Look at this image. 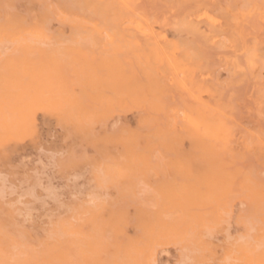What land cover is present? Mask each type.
<instances>
[{
	"label": "rangeland",
	"instance_id": "374dc122",
	"mask_svg": "<svg viewBox=\"0 0 264 264\" xmlns=\"http://www.w3.org/2000/svg\"><path fill=\"white\" fill-rule=\"evenodd\" d=\"M107 1L0 0V264H264V0Z\"/></svg>",
	"mask_w": 264,
	"mask_h": 264
},
{
	"label": "bare ground",
	"instance_id": "6f19581e",
	"mask_svg": "<svg viewBox=\"0 0 264 264\" xmlns=\"http://www.w3.org/2000/svg\"><path fill=\"white\" fill-rule=\"evenodd\" d=\"M95 1H96V0H95ZM105 1H106V0H105ZM108 1H110V0H108ZM108 1H107V4H108ZM117 1H118V0H116V3H118ZM253 1H254V0H253ZM152 2H153V1H152ZM202 2H203V0H202ZM205 2H206V1H205ZM219 2H220V1H219ZM243 2H244V0H243ZM95 3H96V2H94V4H95ZM98 3H100V1H99ZM102 3H103V1H102ZM114 3H115V1H113V4H114ZM157 3H158V2H157ZM159 3H160V1H159ZM206 3H209V2L207 1ZM104 4H105V2H104ZM110 4H111V3H110ZM110 4H109V5H110ZM209 4H210V3H209ZM211 4H214V3L211 2ZM211 4H210V5H211ZM247 4H248V3H247ZM250 4H251V3H250ZM254 4H255V3H254ZM74 5H75V3H74ZM91 5H93V4H91ZM115 5L118 6V4H115ZM162 5H163V4H162ZM244 5H245V4H244ZM68 6H69V5H68ZM70 6H71V5H70ZM70 6H69V7H70ZM94 6H95V5H94ZM102 6H103V5H102ZM102 6H101V7H102ZM111 6H112V4H111ZM111 6H110V7H111ZM175 6H176V5H175ZM206 6H207V5H206ZM112 7H113V6H112ZM118 7H119V6H118ZM158 7H159V6H158ZM164 7H165V6L163 5V7H159V8H162V9H163ZM213 7H214V5H213ZM79 8H80V7H79ZM79 8H78V9H79ZM96 8H97V6H96ZM99 8H100V7H99ZM153 8H154V7H153ZM242 8H243V7H242ZM83 9H84V8H83ZM83 9H82V12H84ZM85 9H86V8H85ZM89 9H90V8H89ZM92 9H94V8H91V10H92ZM109 9H111V8H109ZM109 9H108V10H109ZM113 9H114V8H113ZM154 9H156V8H154ZM79 10L81 11V9H79ZM87 10H88V9H87ZM97 10H98V8H97ZM108 10H107V11H108ZM115 10H117V9H115ZM118 10H119V8H118ZM140 10H141V9H140ZM112 11H113V10H112ZM119 11H120V10H119ZM121 11H122V9H121ZM121 11H120V12H121ZM141 11H142V10H141ZM90 12L92 13V11H90ZM97 12H99V11H97ZM101 12H102V11H101ZM122 12H123V11H122ZM122 12H121V13H122ZM142 12H143V11H142ZM142 12H141V14H142ZM79 13H80V12H79ZM84 13H85V12H84ZM105 13H107V12H105ZM113 13H114V11H113ZM228 13H229V12H228ZM81 14H83V13H81ZM95 14H96V13H94V15H95ZM108 14H112V13H108ZM116 14H117L118 16L120 15V13H116ZM125 14H126V12H125ZM213 14H214V13H213ZM232 14H233V13H232ZM86 15H87V14H86ZM92 15H93V13H92ZM98 15H99V14H98ZM102 15H103V14H102ZM102 15H101V13H100V15H99L98 17L101 16V18H102ZM122 15H123V14H122ZM122 15H120V16L123 17ZM155 15H157V14H155ZM227 15H228V14H227ZM227 15H226L225 18L228 17ZM83 16H84V15H83ZM108 16H110V17L112 18L114 15H113V16L108 15ZM108 16H107V17H108ZM120 16H119V17H120ZM229 16H230V15H229ZM91 17H93V16H91ZM110 17L108 18V20L110 19ZM114 17H115V16H114ZM121 17H120V18H121ZM125 17H127V16H125ZM133 17H134V16H133ZM150 17H151V15L149 16V18H150ZM231 17H232V15H231ZM231 17H229V18H231ZM86 18H89V19H90V17H86ZM117 18H118V17H117ZM134 18H135V17H134ZM136 18H138V17H136ZM149 18H148V19H149ZM151 18H153V16H152ZM159 18H160V17H159ZM222 18H223V17H222ZM229 18H228V20H229ZM236 18H237V17H236ZM115 19H116V17H115ZM118 19H119V18H118ZM118 19H117V20H118ZM100 20H101V19H100ZM108 20H107V21H108ZM151 20H152V19H150V22H151ZM226 20H227V19H226ZM231 20H232V19H231ZM103 21H104V19H103ZM103 21H101L100 24H102ZM109 21H110V20H109ZM111 21H114V20H111ZM111 21H110V22H111ZM242 21H243V20H242ZM105 22H106V21H105ZM112 23H113V22H112ZM112 23H110V25H111ZM115 23H116V22H115ZM230 23H231V22H230ZM250 23H251V22H250ZM100 24H98L99 27L102 26V25L100 26ZM113 24H114V23H113ZM113 24H112V26H113ZM256 24H257V23H256ZM79 25H80V24H79ZM103 25H108V26H109V22H108L107 24L105 23V24H103ZM228 25H229V24H228ZM83 26H84V25H83ZM116 26L118 27V25L116 24V25H114V28H115ZM76 27H77V26H76ZM78 27L81 28V25L78 26ZM78 27H77V28H78ZM127 27H130V26H127ZM127 27H126V28H127ZM133 27H134V26H133ZM212 27H213V26H212ZM246 27H247V26H246ZM101 28H102V27H101ZM124 28H125V27H124ZM124 28H123V29H124ZM99 29H100V28H99ZM102 29H104V27H103ZM109 29H111V28H109ZM119 29H121V28L119 27ZM119 29H117V30L120 31V32H121V30H123V29H121V30H119ZM131 29H132V28H131ZM133 29H135V27H134ZM133 29H132V30H133ZM78 30H79V29H78ZM88 30H89V33L92 32V30H90V28H89ZM88 30H86V31L88 32ZM113 30H114V29H113ZM129 30H130V29H129ZM129 30L126 29V31H129ZM132 30H130V31H132ZM246 30H247V29H246ZM248 30H249V29H248ZM44 31H45V30H44ZM80 31H81V30H80ZM80 31H79V32H80ZM86 31H85V32H86ZM109 31H112V30H109ZM115 31H116V30H115ZM123 31H124V30H123ZM123 31H122V34H124ZM133 31H134V30H133ZM135 31H136V30H135ZM244 31H245V30H244ZM87 32H86V33H87ZM80 33H81V32H80ZM113 33H114V32H113ZM118 33H119V32H118ZM118 33H117V31H116V34H118ZM131 33H132V32H131ZM135 33L138 35L140 32L137 31V32H135ZM233 33H234V32H233ZM91 34H92V33H91ZM91 34H90V36H91ZM94 34L96 35L97 33L94 31ZM111 34H112V33H111ZM114 34H115V33H114ZM136 34H135V35H136ZM140 34H141V33H140ZM43 35H44V34H43ZM45 35H46V34H45ZM45 35H44V36H45ZM80 35L82 36V34H80ZM80 35H79V37H80ZM119 35H120V37L122 38L121 34H118L117 36H119ZM132 35H133V34H132ZM132 35H131V38H132ZM146 35H147V34H145V36H146ZM234 35H235V34H234ZM246 35H247V34H246ZM93 36H94V35H93ZM93 36H91V37H93ZM96 36H97V35H96ZM99 36H100V33H99ZM99 36H97V38H98ZM113 36H114V35H113ZM126 36H127V35H126ZM128 36H129V35H128ZM138 36H139V35H138ZM138 36H137V37H138ZM141 36H143V33L141 34ZM244 36H245V35H244ZM45 37H46V36H45ZM45 37H44V38H45ZM124 37H125V34H124ZM124 37H123V38H124ZM134 37H136V36H133V38H134ZM151 37H152V36H151ZM151 37L148 36V38H150V39H151ZM2 38H3V37H2ZM48 38H49V36H48ZM101 38H102V37H101ZM121 38H120V40H121ZM144 38H145V37H144ZM205 38H206V37H205ZM3 39H4V38H3ZM46 39H47V37H46ZM79 39H80V38H79ZM81 39H82V38H81ZM137 39H138V38H137ZM146 39H147V36H146L145 39H143V41H145V47H146V45L149 44L148 41H147L148 44L146 43ZM150 39H149V40H150ZM206 39H207V38H206ZM1 40H2V39H1ZM6 40H7V39H6ZM85 40H86V39H85ZM90 40H91V39H90ZM92 40H93V39H92ZM99 40H100V39H99ZM101 40H103V39H101ZM120 40H119V43L122 42V41H120ZM164 40H166V39H164ZM164 40H163V42H164ZM252 40H253V39H252ZM46 41H48V40H46ZM139 41H140V39H139ZM152 41H153V40H152ZM224 41H225V40H224ZM6 42H7V41H6ZM10 42H11V41H10ZM92 42H93V41H92ZM114 42H115V41H114ZM114 42H112V43H114ZM116 42H117V41H116ZM124 42H125V41H124ZM127 42H129V41H127ZM137 42H138V40H137ZM149 42H150V41H149ZM112 43H111V44H112ZM117 43H118V42H117ZM125 43H126V42H125ZM138 43H141V42H138ZM153 43H154V42H153ZM247 43H248V42H246V44H247ZM78 44H79V43H78ZM83 44H85V43H82V45H83ZM120 44H121V43H120ZM120 44H119V48H121V47H120ZM126 44H129V43H126ZM150 44H151V42H150ZM150 44H149V45H150ZM171 44H172V43H171ZM198 44H199V43H198ZM2 45H4V44H1V47H3ZM85 45H88V46H89V44H87V42H86ZM109 45H110V43H109ZM112 45H115V44H112ZM140 45H141V44H140ZM154 45H155V44H154ZM5 46H6V45H5ZM79 46H80V45H79ZM91 46H92V45H91ZM94 46H95V45H94ZM128 46H129V45H128ZM150 46H151V45H150ZM152 46H153V45H152ZM165 46H166V45H165ZM84 47H85V46H84ZM95 47H96V46H95ZM116 47H117V45H116ZM141 47H143V46L141 45ZM155 47H156V46H155ZM3 48H4V47H3ZM11 48H12V47H11ZM51 48H52V47H51ZM123 48H124V43H123ZM123 48H122V50H123ZM147 48H148V47H147ZM147 48H146L145 51H147ZM149 48H150V47H149ZM151 48H152V47H151ZM163 48H164V47H163ZM7 49H8V48H7ZM80 49H81V48H80ZM93 49H94V48H93ZM114 49H115V48H114ZM50 50H51V49H50ZM148 50H149V49H148ZM150 50L153 51L152 49H150ZM150 50H149V51H150ZM166 50H167V48H166ZM166 50H165V51H166ZM169 50H170V48H169L167 51H169ZM0 51H1V50H0ZM4 51H5V50H4ZM4 51H2V52H4ZM8 51H10V50H8ZM60 51H62V50H60ZM84 51H85V49H84ZM87 51H88V50H87ZM102 51H103V50H102ZM2 52H0V53L2 54ZM6 52H7V51H6ZM63 52H64V51H63ZM95 52H96V51H95ZM142 52H143V51H142ZM163 52H164V51H163ZM44 53H45V52H44ZM44 53H43V54H44ZM64 53H65V52H64ZM91 53H92V51H91ZM99 53L101 54V52H99ZM99 53H98V54H99ZM139 53H140V52H138V54H139ZM143 53H144V52H143ZM143 53H142V54H143ZM153 53H154V52H153ZM156 53H157V52H156ZM156 53H155V54H156ZM164 53H165V52H164ZM169 53H170V52H169ZM181 53H182V52H181ZM197 53H198V52H197ZM204 53H205V52H204ZM4 54H5V53H4ZM6 54H7V53H6ZM40 54H41V53H40ZM61 54H62V53H61ZM61 54H60V52H59V55H61ZM76 54H77V53H76ZM76 54H75V55H76ZM79 54H80V53H79ZM79 54H77V56H78ZM96 54H97V53H96ZM98 54H97V55H98ZM103 54H104V53H103ZM140 54H141V53H140ZM144 54H145V53H144ZM147 54H148V52H147ZM149 54H150V52H149ZM167 54H168V53H167ZM167 54H166V55H167ZM183 54H184V53H183ZM194 54H195V52H194ZM232 54H233V53H232ZM2 55H3V54H2ZM68 55H70V54H68ZM145 55H146V54H145ZM153 55H154V54H153ZM153 55H152V57H153ZM158 55H159V54H158ZM178 55H179V54H178ZM192 55H193V53H192ZM64 56H65V55H64ZM85 56H86V55H85ZM87 56H88V54H87ZM101 56H102V55H101ZM139 56H140V55H139ZM141 56H142V55H141ZM141 56H140V57H141ZM143 56H144V55H143ZM179 56H180V55H179ZM183 56H185V55H183ZM183 56H182V57H183ZM190 56H191V55H190ZM195 56H196V55H194V57H195ZM199 56H200V55H199ZM41 57H44V56L41 55ZM60 57H62V55H61ZM60 57H59V58H60ZM66 57L68 58V56H65V58H66ZM78 57H79V56H78ZM148 57H149V56H148ZM192 57H193V56H192ZM54 58H55V57H54ZM88 58H89V57H88ZM99 58H100V57H99ZM154 58H156V56H155ZM166 58H167V57H166ZM186 58H188V57H186ZM186 58H184L183 60H185ZM189 58H190V57H189ZM195 58H196V59L198 58V54H197V57H195ZM195 58H194L193 60H195ZM56 59H57V56H56ZM86 59H87V57H86ZM138 59H140V58H138ZM148 59H149V58H148ZM191 59H192V58H191ZM43 60H44V59H43ZM43 60H42V61H43ZM70 60H71V58H70ZM83 60H85V59H83ZM99 60H100V59H99ZM151 60H152V61H155V60H153V59H151ZM188 60H189V59H188ZM197 60H198V59H197ZM204 60H205L204 63L206 64V63H207V62H206V59H204ZM75 61H76V60H74V62H75ZM79 61H80V60L78 59L77 62H79ZM148 61H149V60H148ZM168 61H171V60L168 59ZM177 61H178V60H177ZM255 61H256V60H255ZM59 62H60V61H59ZM59 62H58V63H59ZM66 62H67V64H68V61H66ZM70 62H71V61H70ZM72 62H73V61H72ZM74 62H73V63H74ZM84 62H85V64H86V62L88 63V61H84ZM94 62H95V61H94ZM94 62H93V63H94ZM99 62H100V61H99ZM114 62H115V61H114ZM146 62H147V61H146ZM191 62H193V61L191 60ZM56 63H57V62H56ZM62 63H63V61H62ZM75 63H76V62H75ZM81 63L83 64L82 59H81ZM112 63H113V62H112ZM147 63H148V62H147ZM147 63H146V66L144 65L145 67H147ZM153 63H154V62H153ZM170 63H171V62H170ZM170 63H169V64H170ZM177 63H178V62H177ZM182 63H183V62H180L179 64L181 65ZM187 63H189V62H186V64H187ZM38 64H39V63H38ZM38 64H37V65H38ZM59 64H60V63H59ZM59 64H58V66H60ZM63 64H64V63H63ZM89 64H90V65H93V64H91V63H89ZM94 64H95V63H94ZM96 64H97V63H96ZM113 64H114V63H113ZM122 64H123V63H122ZM122 64H117V66H118V65H122ZM143 64H144V63H143ZM155 64H158V63L155 62ZM166 64H167V63H166ZM166 64L164 63V66H166ZM171 64H172V63H171ZM183 64H184V63H183ZM27 65H28V64H27ZM32 65H33V64H32ZM65 65H66V64H65ZM65 65H62V67L64 66V69H65ZM68 65H69V64H68ZM71 65H72V64L69 65V68H70ZM102 65H103V64H102ZM153 65H154V64H153ZM180 65H179V66H180ZM184 65H185V64H184ZM184 65H183V66H184ZM194 65H195V64H194ZM194 65H192V66H194ZM197 65H198V64H197ZM34 66H35V65H34ZM41 66H42V65H41ZM41 66L39 65L38 67H41ZM72 66H73V65H72ZM86 66H87V65H85V66H83V67L85 68ZM93 66H96V65H93ZM111 66H112V64H111ZM115 66H116V65H115ZM117 66L114 67L115 70H116L117 68H119V67H117ZM135 66H137V65H134V67H135ZM164 66H163V67H164ZM179 66H178V67H179ZM195 66H196V65H195ZM205 66H208V65L206 64ZM205 66H203V67H205ZM43 67H44V65H43ZM46 67H47V66H46ZM51 67H52V66H51ZM76 67H77V64H76ZM79 67H82V65L79 64ZM79 67H77V68L79 69ZM89 67H91V66H89ZM105 67H107V66H105ZM105 67H104V68H105ZM139 67H140V66H139ZM161 67H162V66H161ZM180 67H181V66H180ZM189 67H190V66H189ZM66 68H67V67H66ZM84 68H83V69H84ZM92 68H93V67H92ZM110 68H111V67H110ZM135 68H136V67H135ZM149 68H150V67H149ZM167 68H168V67H167ZM167 68H166V69H167ZM199 68H200V67H199ZM199 68L197 67V69H199ZM208 68H209V67H208ZM24 69H25V67H24ZM38 69H39V68H38ZM58 69H59V68H58ZM60 69L63 70V68H60ZM60 69H59V70H60ZM67 69H68V68H67ZM85 69H86V68H85ZM85 69H84V70H85ZM87 69H88V67H87ZM96 69H98V68H96ZM100 69H103V68L101 67ZM107 69H108V67L106 68V70H107ZM119 69H120V68H119ZM146 69H147V68H146ZM163 69H164V68H163ZM209 69H210V68H209ZM30 70H31V71L33 70L32 67H30ZM34 70H37V68L34 69ZM70 70H71V68H70ZM90 70H91V69H90ZM110 70H111V69H110ZM141 70H142L141 73H143V69H141ZM148 70H150V69H148ZM151 70H152V69H151ZM151 70H150V71H151ZM167 70H168V69H167ZM169 70H170V69H169ZM169 70H168V71H169ZM21 71H22V70H21ZM31 71H30V72H31ZM64 71H65V70H64ZM68 71H69V69H68ZM85 71H86V70H85ZM96 71H98V70H96ZM96 71H95V72H96ZM99 71H101V70H99ZM112 71H113V70H112ZM112 71H111V72H112ZM116 71H118V69H117ZM119 71H120V70H119ZM146 71H147V70H145V73H146ZM152 71H153V70H152ZM161 71H162V70H161ZM175 71H176V70H175ZM191 71H192V70H191ZM23 72H24V71H23ZM61 72H63V71H60V73H61ZM65 72H66V71H65ZM65 72H64V73H65ZM81 72H82V71H81ZM88 72H90V71L88 70ZM91 72H92V71H91ZM104 72L106 73V71H104ZM107 72H108V71H107ZM153 72H154V71H153ZM153 72H152V73H153ZM162 72H165V73H166L167 71H166V70H165V71L163 70ZM185 72L187 73V70H186ZM192 72H193V71H192ZM245 72H246V70H245ZM53 73H54V72H53ZM53 73H50V74H53ZM108 73H109V72H108ZM108 73H107V75L110 74V73H109V74H108ZM112 73H113V72H112ZM120 73H121V72H120ZM125 73H126V72H125ZM127 73H128V72H127ZM141 73H140V74H141ZM147 73H149V72H147ZM167 73H168V72H167ZM190 73H191V72L188 71V74H187L188 77H189V75L191 76ZM29 74H31V73H29ZM96 74H97V72H96ZM121 74H124V73H121ZM153 74H154V73H153ZM169 74H170V73H169ZM19 75H20V74H19ZM23 75H24V74H23ZM32 75H33V74H32ZM32 75H29V76L31 77ZM41 75H42V74H41ZM69 75H70V74H69ZM80 75H81V74H80ZM99 75H100V74H99ZM125 75H126V74H125ZM125 75H124V76H125ZM147 75L149 76V75H151V74H147ZM185 75H186V74H185ZM187 75H186V76H187ZM240 75H241V74H240ZM246 75H247V73H246ZM24 76H25V75H24ZM27 76H28V74H27ZM37 76H38V75H37ZM39 76H40V75H39ZM42 76H43V75H42ZM54 76H55V75H54ZM81 76H82V75H81ZM83 76L86 77V75H84V72H83ZM87 76H88V74H87ZM90 76H92V75H90ZM95 76H96V75H94V77H95ZM141 76H145V75H141ZM151 76H152V75H151ZM155 76H157V75H155ZM195 76H196V75H195ZM49 77H51V75H50ZM55 77H56V76H55ZM55 77H54V78H55ZM85 77H84V78H85ZM96 77L101 78L102 76H101V77H100V76H96ZM20 78H23V76H21ZM28 78H29V77H28ZM59 78H60V77H59ZM62 78H63V77H62ZM87 78H89V76H88ZM87 78H85V79H87ZM118 78H119V77H118ZM178 78H179V77H178ZM186 78H187V77H186ZM191 78H192V76H191ZM60 79H61V78H60ZM63 79H64V78H63ZM96 79H97V78H96ZM96 79H95V80H96ZM119 79H120V78H119ZM180 79H181V78H180ZM180 79H179V80H180ZM183 79H184V77H183ZM195 79H196V78H195ZM24 80H25V78H24ZM91 80H92V79H91ZM91 80L89 79V82H92ZM121 80H123V79H121ZM181 80H182V79H181ZM196 80H197V79H196ZM97 81H98V79H97ZM97 81H96V82H97ZM99 81H100V79H99ZM116 81H117V80H116ZM102 82H103V81H102ZM102 82H101V84H103ZM124 82H125V81H124ZM188 82H189V80H188ZM190 82H194V81H190ZM190 82H189V83H190ZM196 82H197V81H196ZM196 82H194V83L196 84ZM86 83H87V82H86ZM86 83H85V84H86ZM99 83H100V82H99ZM179 83H180V81H179ZM182 83H183V82H182ZM198 83H199V81H198ZM63 84H64V83H63ZM88 84H90V83H88ZM206 84H207V83H206ZM210 84H211V83H210ZM64 85H65V84H64ZM92 85H93V84H92ZM131 85H132V84H131ZM197 85H198V84H196L195 86H197ZM132 86H133V88H135L134 85H132ZM152 86H154V85H152ZM185 86L187 87V86H189V85H185ZM211 86H212V85H211ZM211 86H210V87H211ZM214 86H215V85H214ZM56 87H57V86H56ZM56 87L53 86V88H56ZM89 87H90V86H89ZM150 87H151V86H150ZM155 87H157V85H156ZM191 87H193V86H191ZM210 87H209V88H210ZM93 88H94V87H93ZM118 88H119V87H118ZM118 88H117V89H118ZM123 88H124V87H123ZM157 88H158V87H157ZM188 88H189V87H188ZM197 88H199V89H202V88H203V90H204V87L200 88V87L197 86ZM197 88H196V89H197ZM211 88H212V87H211ZM211 88H210V90H214V89H211ZM56 89H57V88H56ZM95 89H96V88H95ZM124 89H125V88H124ZM152 89H153V91H154V88H152ZM199 89H198V90H199ZM88 90H90V89H88ZM96 90H98V89H96ZM102 90H103V89H102ZM128 90H129V89H127V91H128ZM198 90H197V92H198ZM220 90H221V89H220ZM98 91H100V90H98ZM136 91H137V90H136ZM136 91H135V92H136ZM153 91H151V92H153ZM156 91H157V90H156ZM158 91H160V90H158ZM200 91H201V90H200ZM205 91H206V90H205ZM216 91H217V90H216ZM218 91H219V90H218ZM96 92H97V91H96ZM154 92H155V91H154ZM160 92H161V91H160ZM210 92H211V91H210ZM220 92H222V91H220ZM158 93H159V92H158ZM158 93H156V94H158ZM198 93H199V92H198ZM200 93H201V92H200ZM217 93H218V92H217ZM223 93H224V92H223ZM223 93H221V94H223ZM86 94H87V93H86ZM100 94H101V93H99V97H100ZM160 94H161V93H160ZM208 94H209V93H208ZM224 94H225V93H224ZM88 95H89V94H88ZM161 96H163V95H161ZM210 96H211V95H210ZM88 97H89V96H88ZM157 97H158V96H157ZM216 97L218 98V96H216ZM219 97H220V96H219ZM221 97H224V98H225V96H221ZM92 98H93V97H92ZM217 98H216V99H217ZM90 99H91V98H90ZM90 99H89V100H90ZM164 99H165V98H164ZM210 99H211V98H210ZM219 99H223V98H219ZM185 100H186V99H185ZM190 100H191V99H190ZM89 102H90V101H89ZM194 102H195V101H194ZM213 102H214V103H213ZM213 102H212L213 104H216V103H215V102H216L215 99H214ZM227 102H228V101H227ZM210 103H211V100H210ZM212 103H211V104H212ZM224 103H226V102H224ZM229 103H230V102H229ZM164 104H165V103H164ZM164 104L161 105L162 107L164 106L163 109H165V108L167 107V106L165 107ZM6 105H7V104H6ZM6 105H5V106H6ZM199 105H200V104H199ZM217 105H218V104H216V106H217ZM221 105H224V104L222 103ZM225 105H226V104H225ZM229 105H231V103H230ZM174 106H175V105H174ZM187 106H188V105H187ZM218 106H219V105H218ZM231 106H232V105H231ZM2 107H3V106H2ZM199 107H200V106H199ZM227 107H228V108H231V107H229V106H227ZM3 108H4V107H3ZM3 108H2V110H3ZM6 108H8V107L6 106ZM222 108H223V107H222ZM197 109H198V108H197ZM197 109H196V110H197ZM199 109H200V108H199ZM219 109H221L220 106H219ZM224 109H226V108L224 107L222 110H224ZM165 110H166V109H165ZM229 110H230V109H229ZM4 111H5V109H4ZM6 111H8V109H6ZM192 111H195V109L192 110ZM202 111H203V109L201 110V112H202ZM8 112H9V111H8ZM206 112H207V111H206ZM9 113H10V112H9ZM170 113H171V112H170ZM180 113H182V112H180ZM203 113H204V112H203ZM203 113H201V114H203ZM226 113H228V112H226ZM230 113H231V112H230ZM5 114H6V112H5ZM5 114H4V115H5ZM182 114H183V113H182ZM193 114H194V113H193ZM0 115H1V113H0ZM11 115H12V113H11ZM195 115H196V112H195ZM195 115H194V116H195ZM211 115H212V113H211ZM12 116H13V115H12ZM197 116H199V113L197 114ZM206 116H207V114L205 115V117H206ZM220 116H221V115H220ZM4 117H5V116H4ZM4 117H3V118H4ZM13 117H14V116H13ZM15 117H16V115H15ZM15 117H14V118H15ZM207 117H208V116H207ZM209 117H210V116H209ZM212 117H213V116H212ZM217 117H218V116H216V118H217ZM233 117H234V115H233ZM0 118H1V117H0ZM8 118H11V117H8V116H7V119H8ZM200 118H201V117H200ZM11 119H13V118H11ZM88 119H89V118H88ZM218 119H219V118H218ZM89 120H90V119H89ZM89 120H87V121H89ZM212 120H213V123H214V119H212ZM219 120H220V119H219ZM1 121H2V120H1ZM6 121H7V120H6ZM222 121H223V120H222ZM198 122H199V121H198ZM227 122H228V121H227ZM215 123H216V122H215ZM217 123H218V122H217ZM196 124H197V123H196ZM199 124H200V123H199ZM206 124H208V123H206ZM218 124H219V123H218ZM218 124H217V125H218ZM221 124L224 125L223 123L220 122V125H221ZM197 125H198V124H197ZM213 125H214V124H213ZM229 125H230V124H229ZM229 125H228V127H229ZM218 126H219V125H218ZM230 126H231V125H230ZM189 127H190V126H189ZM225 127H226V126H225ZM228 127H227V128H228ZM193 128H194V127H193ZM213 128H214V127H213ZM218 128H220V127H218ZM230 128H231L232 130H234V129H235V126H234V129H233V127H229V129H230ZM223 129H224V126H223L222 130H223ZM231 129H230V130H231ZM190 130H191V129H190ZM207 130H208V129H207ZM223 132H225V130H224ZM228 132H229V131H228ZM185 133H186V132H185ZM211 133H212V132H211ZM225 133H226V132H225ZM229 134H230V132H229ZM231 134H232V133H231ZM226 135H227V134H226ZM232 135H233V134H232ZM232 135H231V136H232ZM257 135H258V134H257ZM228 136H230V135H228ZM229 144H231V143H229ZM146 148H147V147H146ZM198 149H199V148H198ZM196 150H197V149H196ZM200 150H201V149H200ZM200 150H198V151L201 152ZM205 151H207V150L205 149ZM210 151H211V150H210ZM203 152H204V151H203ZM203 152H202V153H203ZM197 153H198V152H197ZM195 154H196V153H195ZM199 154H200V153H199ZM204 154H205V153H204ZM206 154H207V153H206ZM206 154H205V155H206ZM246 154H247V153H246ZM201 155H202V154H201ZM243 155H245V154H243ZM196 156H198V154H197ZM196 156H195V157H196ZM245 156H246V155H245ZM249 156H250V155H249ZM241 157H242V155H241ZM246 157H247V156H246ZM197 158H198V157H196L195 159L197 160ZM187 161H188V160H187ZM192 161H193V162L195 161V160H194V157H192ZM216 161H217V160H216ZM183 162H184V161H183ZM183 162H181V163H183ZM198 162H200L199 159H198ZM177 163H178V162H177ZM196 163H197V162L195 161V164H196ZM216 163H218V162H215V164H216ZM130 164H131V163H130ZM132 164H134V163H132ZM149 164H150V163H149ZM185 164H186V163H185ZM218 164H219V163H218ZM218 164H217V165H218ZM150 165H151V164H150ZM186 165H187V164H186ZM186 165H185V166H186ZM189 165H190V164H189ZM189 165H188V167H189ZM197 165H198V164H197ZM199 165H200V163H199ZM202 165H203V163H202ZM131 166H133V165H130V167H128V168L132 169L133 167L131 168ZM178 166H179V165H178ZM178 166H177V167H178ZM183 166H184V165H183ZM183 166H179V167H183ZM218 166H219V165H218ZM134 167H135V166H134ZM179 167H178V168H179ZM136 168H137V167H136ZM152 168H153V166H152ZM193 168H194V167H193ZM198 168H199V167H198ZM182 169H184V167H183ZM241 169H242V168H241ZM246 169H247V168H246ZM246 169H245V170H246ZM133 170H134V169H133ZM133 170H131V171H133ZM134 171H135V170H134ZM136 171H137V169H136ZM139 172H140V173H139ZM139 172H138V173L141 174V171H139ZM144 172H145V171H144ZM250 172H251V170H250ZM131 173H132V172H131ZM133 173H134V172H133ZM221 173L223 174V173H225V172L222 171ZM239 173H240V171H239ZM243 173H245V172H243ZM243 173H242V171H241V174H243ZM246 173L248 174L249 172H246ZM135 174H137V173L135 172ZM135 174H134V175H135ZM147 174H148V173H147ZM250 175H251V173H250ZM140 176H141V175H140ZM248 176H249V175H248ZM248 176H245V177L248 178ZM241 177H244V176H241ZM249 177H250V176H249ZM246 178H245V179H246ZM252 178H253V177H252ZM245 179H244V180H245ZM253 179H254V178H253ZM255 180H256V179H255ZM203 181H204V180H203ZM205 182H206V181H205ZM250 182H251V183H250ZM250 182H249L250 184H253L252 182H254V181L251 180ZM164 183H165V182H164ZM174 183H175V182H174ZM174 183H173V185H174ZM167 184H168V183H167ZM167 184H166V185H167ZM163 185H164V184H163ZM170 185L172 186V183H171ZM170 185L168 184V187H169ZM177 185H178V183H177ZM177 185H176V186H177ZM256 185H257V184H256ZM256 185H255V183H254V188H255ZM164 186H165V185H164ZM171 186H170V188H171ZM259 187H260V186H259ZM259 187H257V188H259ZM162 188H163V187H162ZM164 188H165V187H164ZM166 188H167V187H166ZM170 188H169V189H170ZM257 188H256V190H257ZM196 190H197V189H196ZM194 191H195V190H194ZM194 191H193V192H194ZM198 191H199V190H198ZM198 191H196V192H197V194L199 195ZM258 191H259V189H258ZM256 192H257V191H256ZM256 192H255V193H256ZM193 194H194V193H193ZM197 194H196V195H197ZM3 195H4V194H3ZM207 195H208V194H207V192H206V196H207ZM156 196H159V195H156ZM190 196H191V195H190ZM199 196H201V195H199ZM256 196H259V195H256ZM159 197H160V196H159ZM192 197H193V196H192ZM209 197H211V196H208L207 198H209ZM213 197H214V196H213ZM156 198H158V197H156ZM160 198H161V197H160ZM193 198H195V197H193ZM198 198H199V200H200V197H198ZM201 198H202V196H201ZM211 198H212V197H211ZM211 198H210V199H206V201H208V200L213 201V199L211 200ZM248 198H249V197H248ZM250 198H251V197H250ZM161 199H162V198H161ZM189 199H190V198H189ZM204 199H205V197H204ZM162 200H163V199H162ZM162 200H160V201L163 202ZM194 200H195V199H194ZM216 200H217V199H216ZM253 200H254V199H253ZM160 201H159V202H160ZM196 201H197V200H196ZM200 201H201V200H200ZM202 201H203V200H202ZM217 201H218V200H217ZM159 202H158V203H159ZM164 202H165V201H164ZM164 202H163V203H164ZM220 202H221V201H220ZM222 202H223V201H222ZM224 202H225V201H224ZM253 202H254V201H253ZM151 203H152V202H151ZM163 203H162V204H163ZM201 203H204V201L201 202ZM215 203H216V201H215ZM162 204H161V205H162ZM204 204H205V203H204ZM208 204H209V203H208ZM213 204H214V203H213ZM220 204H221V203H220ZM201 205H202V204H201ZM210 205H211V204H210ZM159 206H160V205H159ZM162 206H164V205H162ZM211 206H212V205H211ZM224 206H226V205L224 204ZM165 207H166V206H165ZM213 207H214V206H213ZM157 208H160V207H157ZM161 209H162V207H161ZM214 209H215V208H214ZM216 209H217V207H216ZM164 210H165V209H164ZM160 211L163 212L162 210H160ZM214 211H215V210H214ZM216 211H217V210H216ZM216 211H215V213L217 214ZM213 213H214V212H213ZM215 213H214V214H215ZM224 213H225V212H224ZM219 214H220V212H219ZM212 216L214 217V215H212ZM222 217H223V216H222ZM216 218H217V217H216ZM213 219H214V218H213ZM218 219H219V218H218ZM221 219H222V218H221ZM216 220H217V219H216ZM216 220H215V221H216ZM175 221H176V220H175ZM175 221H174V222H175ZM222 221H223V219H222ZM224 221H225V220H224ZM190 222H191V221H190ZM190 222H189V223H190ZM205 222H206V221H205ZM212 222H213V221H212ZM172 223H173V222H172ZM187 223H188V222H187ZM187 223H185V224H187ZM191 223H192V222H191ZM206 223H207V222H206ZM209 223H210V222H209ZM207 224H208V223H207ZM213 224H214V223H213ZM215 224H216V222H215ZM217 224H218V223H217ZM190 225H191V224H190ZM200 225H201V224H200ZM202 225H203V224H202ZM209 226H210V225H209ZM197 228H198V227H196V229H197ZM184 230L187 232L188 229H186V227H185ZM184 230H183V231H184ZM183 231H182V233H183ZM192 231H193V230H192ZM177 232H178V231H177ZM186 232L183 233V234H186V235H187ZM171 233H172V232H171ZM174 233H175V232H174ZM174 233H173V234H174ZM179 233H180V232H179ZM182 233H181V234H182ZM173 234H172V235H173ZM181 234H179V235L181 236ZM167 235L169 236L168 233H167ZM174 235H177V234L175 233ZM174 235H173V236H174ZM145 236H146V235H145ZM152 236H153V235H152ZM154 236H155V233H154ZM156 236L158 237V235H156ZM156 236H155V238H156ZM170 236H171V235H170ZM180 236H179V237H180ZM196 236H197V235H196ZM179 237H178V239L181 240V238H179ZM201 237H202V236H201ZM142 238H144V237H142ZM151 238H153V237H151ZM172 238H174V237H172ZM175 238H176V236H175ZM183 238H184V236H183ZM202 238H203V237H202ZM149 239H150V238H149ZM168 239H171V237H168ZM168 239H167V240H168ZM178 239H177V241H178ZM200 239H201V238H200ZM151 240H153V239H151ZM173 240H174V239H173ZM145 241H147V240H145ZM156 241H157V240H156ZM158 241H159V240H158ZM165 241H166V239H165ZM174 241H175V240H174ZM147 242H148V241H147ZM150 243H152V241H151ZM165 243H166V242H165ZM174 243H175V242H174ZM180 243H181V242H180ZM148 244H149V243H148ZM148 246H149V245H148ZM155 246H156V244H155ZM161 246H162V245H161ZM150 247H151V244H150ZM134 250H135V249H134ZM131 251H132V249H131ZM144 251H145V250H144ZM146 251H149V250H146ZM134 252H135V251H134ZM134 254H137V252L134 253ZM142 254H143V253H142ZM144 254H146V253H144ZM152 254H153V253H152ZM163 254H164V253H163ZM154 257H155V256H154ZM150 261H152V259H151ZM146 262H149V261H146V260H145V263H146ZM153 262H154V260H153ZM155 262H156V261H155Z\"/></svg>",
	"mask_w": 264,
	"mask_h": 264
}]
</instances>
